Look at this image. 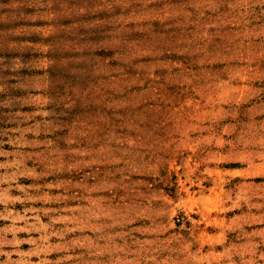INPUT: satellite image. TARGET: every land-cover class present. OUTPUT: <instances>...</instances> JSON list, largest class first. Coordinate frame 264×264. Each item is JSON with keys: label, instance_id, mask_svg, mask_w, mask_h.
Segmentation results:
<instances>
[{"label": "rangeland", "instance_id": "1", "mask_svg": "<svg viewBox=\"0 0 264 264\" xmlns=\"http://www.w3.org/2000/svg\"><path fill=\"white\" fill-rule=\"evenodd\" d=\"M263 50L264 0H0V264H264Z\"/></svg>", "mask_w": 264, "mask_h": 264}, {"label": "crops", "instance_id": "2", "mask_svg": "<svg viewBox=\"0 0 264 264\" xmlns=\"http://www.w3.org/2000/svg\"><path fill=\"white\" fill-rule=\"evenodd\" d=\"M262 53L264 54V50L262 51ZM260 57H263L262 55ZM260 66H262L264 68V60H260ZM263 73H264V69H263ZM264 83V76H263V81L259 80L258 85L261 86ZM264 89V88H263ZM262 101L258 104V110L260 111L259 114L261 113V111L263 112L264 115V90L262 91ZM264 164V162H262V165Z\"/></svg>", "mask_w": 264, "mask_h": 264}]
</instances>
